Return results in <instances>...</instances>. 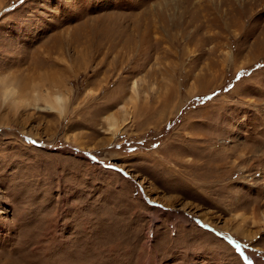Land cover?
<instances>
[{
    "label": "rangeland",
    "instance_id": "rangeland-1",
    "mask_svg": "<svg viewBox=\"0 0 264 264\" xmlns=\"http://www.w3.org/2000/svg\"><path fill=\"white\" fill-rule=\"evenodd\" d=\"M0 264H264V0H0Z\"/></svg>",
    "mask_w": 264,
    "mask_h": 264
},
{
    "label": "bare ground",
    "instance_id": "bare-ground-1",
    "mask_svg": "<svg viewBox=\"0 0 264 264\" xmlns=\"http://www.w3.org/2000/svg\"><path fill=\"white\" fill-rule=\"evenodd\" d=\"M25 85H26V84H25ZM27 86H28V85H27ZM25 87H26V86H25ZM32 88H33V87H32ZM8 91H11V90H8ZM2 92H3V91H2ZM13 92H14V91H13ZM4 93H6V92H4ZM8 97H9V94H8V95L6 94V95L4 96L3 104H5V102L7 101ZM41 97H42V98H43V97H46V99L43 100V102H45V104H46V103H50V102H51L52 104H53V103H56V105L59 107V106L61 105V103H62V102H61V101H62V100H61V97H60L59 95H55L54 98L52 99L50 95H49V96H43L41 93H40V94H37V95H36V98H35L33 101H34V102L40 101V98H41ZM31 99H32V98H31ZM50 99H52V101H50ZM45 100H46V101H45ZM48 105H49V104H48ZM56 105L54 104V106H56ZM49 107H51V105H49ZM49 107H47V109H49ZM58 107H57V108H58ZM59 108H60V107H59ZM55 111H58V110H55Z\"/></svg>",
    "mask_w": 264,
    "mask_h": 264
}]
</instances>
